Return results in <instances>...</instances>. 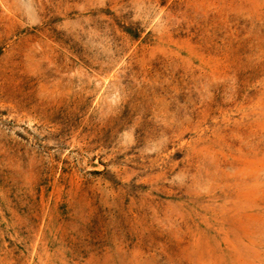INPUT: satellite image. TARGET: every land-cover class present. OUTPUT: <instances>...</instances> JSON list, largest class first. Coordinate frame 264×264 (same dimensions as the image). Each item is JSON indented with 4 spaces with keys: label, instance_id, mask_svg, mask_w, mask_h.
<instances>
[{
    "label": "rangeland",
    "instance_id": "obj_1",
    "mask_svg": "<svg viewBox=\"0 0 264 264\" xmlns=\"http://www.w3.org/2000/svg\"><path fill=\"white\" fill-rule=\"evenodd\" d=\"M0 264H264V0H0Z\"/></svg>",
    "mask_w": 264,
    "mask_h": 264
}]
</instances>
